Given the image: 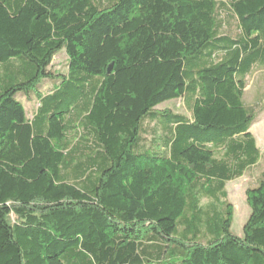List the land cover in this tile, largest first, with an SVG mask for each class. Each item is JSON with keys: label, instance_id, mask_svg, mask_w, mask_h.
<instances>
[{"label": "trees", "instance_id": "obj_1", "mask_svg": "<svg viewBox=\"0 0 264 264\" xmlns=\"http://www.w3.org/2000/svg\"><path fill=\"white\" fill-rule=\"evenodd\" d=\"M258 69L264 0H0V264H264Z\"/></svg>", "mask_w": 264, "mask_h": 264}, {"label": "rangeland", "instance_id": "obj_2", "mask_svg": "<svg viewBox=\"0 0 264 264\" xmlns=\"http://www.w3.org/2000/svg\"><path fill=\"white\" fill-rule=\"evenodd\" d=\"M52 69L61 72L66 71V56L63 52H59L53 58ZM50 85L51 82L48 81L44 88L50 87ZM34 101L27 103L26 99H24L25 105H27L28 109L31 111L35 108ZM243 101L247 107L253 108L256 122L252 125L250 131L255 137L262 158L256 168L242 177L228 182L225 186L227 193L225 200L230 203L233 208V220L230 229L235 235L242 234V227L250 213V209L246 202V190L249 187H254L256 185V179L264 173V69H258L248 77ZM165 108L187 115L182 101H168L157 107L159 110ZM206 202L207 200H204L202 204Z\"/></svg>", "mask_w": 264, "mask_h": 264}]
</instances>
